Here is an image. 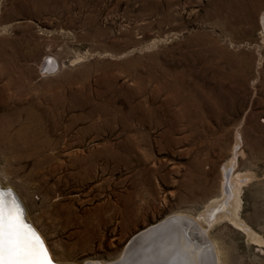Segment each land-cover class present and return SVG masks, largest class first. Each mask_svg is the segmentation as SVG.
I'll return each mask as SVG.
<instances>
[{
	"label": "rangeland",
	"instance_id": "374dc122",
	"mask_svg": "<svg viewBox=\"0 0 264 264\" xmlns=\"http://www.w3.org/2000/svg\"><path fill=\"white\" fill-rule=\"evenodd\" d=\"M262 18L264 0H0V185L57 261L143 255L208 213L229 164L262 243L190 232L218 264H264Z\"/></svg>",
	"mask_w": 264,
	"mask_h": 264
},
{
	"label": "bare ground",
	"instance_id": "6f19581e",
	"mask_svg": "<svg viewBox=\"0 0 264 264\" xmlns=\"http://www.w3.org/2000/svg\"><path fill=\"white\" fill-rule=\"evenodd\" d=\"M262 26H264V18H262ZM264 28V27H263ZM23 135V134H22ZM236 158V157H235ZM235 161V160H234ZM233 162V161H232ZM234 164V163H233ZM225 165V164H224ZM233 167V166H232ZM224 171L226 173V178H227V181L225 183V194L223 196H221L222 198L220 199H215L213 200L208 206H207V210H208V213H205V214H200L198 216L195 217V219H192L191 222H194V224L196 225H199V227L201 228V224L200 222L203 221L205 222V224L210 228L214 223H219V221H227L229 224H231L232 226H236L239 230H241L243 233H245V235L248 237V241H251V242H257L258 244L259 243H262L261 242V239L258 238L250 229L246 228L243 224H241L240 220H239V209H240V204H241V182H239V180L242 179V176L240 178V176H238V174H236V176H234L235 178H233L234 181H228V176L229 174L232 172L231 169H230V165L229 164H226V166L224 167ZM233 170V169H232ZM223 171V172H224ZM231 171V172H230ZM224 174V173H223ZM231 175V174H230ZM241 175V174H240ZM244 178V177H243ZM232 179V178H231ZM245 180V179H244ZM224 181V180H223ZM243 181V180H242ZM244 182V181H243ZM1 188L3 189H10L7 187H3L1 185ZM224 192V191H222ZM222 194V193H221ZM227 194V195H226ZM19 198V197H18ZM22 206L24 207V205L22 204ZM25 208V207H24ZM203 212V211H202ZM182 217V216H181ZM26 219L28 221H30L28 219V217L26 216ZM191 219V218H190ZM32 223V222H31ZM33 224V223H32ZM34 225V224H33ZM160 226V225H158ZM162 226V225H161ZM35 227V226H34ZM156 227V226H155ZM36 228V227H35ZM158 228V227H156ZM191 228V227H190ZM37 229V228H36ZM162 229V228H161ZM152 230V229H151ZM154 230V229H153ZM159 230V229H158ZM163 230V229H162ZM174 230V229H173ZM203 230V229H202ZM201 231V230H200ZM149 232V231H148ZM148 232H144L143 234L144 235H147ZM152 232V231H150ZM160 233V232H159ZM155 234V233H154ZM176 235L180 234V232H176L175 233ZM198 234V233H197ZM206 234V233H205ZM153 235V233H152ZM151 235V236H152ZM42 236V234H41ZM43 237V236H42ZM138 237V236H137ZM141 237V236H140ZM144 237V236H142ZM203 237V236H202ZM139 238V237H138ZM146 238V236H145ZM156 238L157 235H156ZM44 239V237H43ZM143 240V239H142ZM150 240V239H149ZM154 240V238H153ZM45 243H46V240L44 239ZM139 241V240H138ZM156 241V240H155ZM143 242V241H142ZM141 242V244H142ZM181 242V241H180ZM204 242H209L207 239L206 241H204V239L202 238V243ZM137 243V242H136ZM155 243V242H154ZM201 243V242H200ZM201 243V244H202ZM211 243V242H210ZM248 243V242H247ZM130 244V243H129ZM46 245L48 246V244L46 243ZM138 245V244H137ZM143 245V244H142ZM150 245V244H149ZM148 245V246H149ZM153 246V245H152ZM192 245L189 244L188 246H185V245H180L178 244V240L177 238H174L170 241H166L165 240H162L160 243H157L156 246L152 247L151 250L149 251H144L143 255H139L138 252L135 250H133L134 248V243H131V245L127 246L128 250H131L132 249V255H134L135 257L137 256H142L141 257V261L140 263L142 264H166V262L168 261V264H172L176 259L174 258H177L179 259L184 251L188 248H190ZM143 247V246H142ZM135 248L136 247V244H135ZM52 257L54 258V255L52 253V251L50 250V248L48 247ZM214 249V248H213ZM126 250V249H125ZM127 250V251H128ZM140 250V249H139ZM131 252V251H130ZM215 254V260H216V264H218V254H220L219 252L215 251L214 252ZM174 255V257H173ZM173 257V259H172ZM122 258V256H121ZM140 259V258H139ZM54 260L57 262V263H68V264H75V263H72V262H59L57 261L55 258ZM193 263V260L191 261ZM114 263V262H113ZM188 263V262H187ZM220 263V261H219ZM87 264H102V262L100 263H93V262H89ZM108 264V263H107ZM109 264H112V263H109ZM132 264V263H131ZM134 264V263H133ZM181 264V263H179ZM206 264H210V261Z\"/></svg>",
	"mask_w": 264,
	"mask_h": 264
},
{
	"label": "snow or ice",
	"instance_id": "6c2138e0",
	"mask_svg": "<svg viewBox=\"0 0 264 264\" xmlns=\"http://www.w3.org/2000/svg\"><path fill=\"white\" fill-rule=\"evenodd\" d=\"M0 264H52L41 238L24 223L11 191L0 190Z\"/></svg>",
	"mask_w": 264,
	"mask_h": 264
},
{
	"label": "water",
	"instance_id": "95a60500",
	"mask_svg": "<svg viewBox=\"0 0 264 264\" xmlns=\"http://www.w3.org/2000/svg\"><path fill=\"white\" fill-rule=\"evenodd\" d=\"M0 190L11 191L13 196L16 198V200L18 201V203L22 209V212H23L24 223L26 225H28L41 238V240L44 244V247L48 250V254L52 260V264H68V263H57L53 259L52 255L48 249V246L46 245V243H45L43 237L41 236V234L39 233V231L34 227V225L31 222H29L26 219L27 214H26L25 208L22 206V203H21L20 199L17 197L16 193L11 189L1 188V185H0ZM191 220L192 219L186 218V217H177L175 220L170 219V221H166L163 224H161L162 229L164 230L163 232L167 231V233H168V234L165 233L166 235L163 239V240H165V242L170 241L171 238L172 239L177 238L178 244H180V245H185V246H188L189 244L192 245L190 248L187 247V249L184 251L183 255L179 259L174 258L176 260L172 264H179V263H181V264H206L209 261H210V264H216L215 254H214L213 248L211 246V243L210 242H204L202 244L198 243V241H200L199 240L200 238L194 236L195 234H193V232L192 233L190 232L191 226L193 229L195 227H198L196 224H194V222H191ZM176 232H180V234L176 235L175 234ZM134 247H135V245H134ZM130 251L131 250H128V251L126 250L123 254V257L121 259H119L117 262H114L112 264H131V263H134V264L138 263L139 264V262L136 263V262L132 261L131 255L133 252L132 251L130 252ZM173 257H174V255H173ZM173 257H172V259H173ZM192 260H193V263L191 262ZM166 264H168V261L166 262Z\"/></svg>",
	"mask_w": 264,
	"mask_h": 264
}]
</instances>
